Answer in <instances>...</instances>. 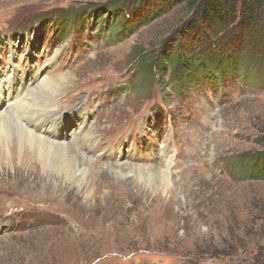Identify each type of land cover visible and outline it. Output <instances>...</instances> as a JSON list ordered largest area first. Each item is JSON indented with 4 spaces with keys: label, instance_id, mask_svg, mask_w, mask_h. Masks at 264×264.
<instances>
[{
    "label": "rangeland",
    "instance_id": "1",
    "mask_svg": "<svg viewBox=\"0 0 264 264\" xmlns=\"http://www.w3.org/2000/svg\"><path fill=\"white\" fill-rule=\"evenodd\" d=\"M106 1L0 0V72L22 68L25 91L32 65L66 75L83 102L57 109L85 117L88 141L70 136L79 122L64 141L92 159L64 179L27 143L0 146V264H264V73L208 61L177 87L175 61L155 58L179 51L185 7L102 15Z\"/></svg>",
    "mask_w": 264,
    "mask_h": 264
},
{
    "label": "trees",
    "instance_id": "2",
    "mask_svg": "<svg viewBox=\"0 0 264 264\" xmlns=\"http://www.w3.org/2000/svg\"><path fill=\"white\" fill-rule=\"evenodd\" d=\"M130 4L137 12L146 7L171 10L178 5L188 12L172 40L179 51L172 57L164 49L155 58V65L162 59L168 62V56L175 61L173 72L179 76L175 82L183 79L175 83L177 87L199 81L200 78L189 81L188 75L197 70L196 63L205 65L208 61H214L218 75L238 68L243 76L264 73V0H107L94 7L102 15L112 11L122 14ZM258 160L261 159L256 156L254 161Z\"/></svg>",
    "mask_w": 264,
    "mask_h": 264
},
{
    "label": "bare ground",
    "instance_id": "3",
    "mask_svg": "<svg viewBox=\"0 0 264 264\" xmlns=\"http://www.w3.org/2000/svg\"><path fill=\"white\" fill-rule=\"evenodd\" d=\"M32 43V47L34 48L36 43ZM29 50L31 52V46ZM41 71V67L31 66L32 76H30L29 80L34 78V81L31 80L30 89L27 91L24 90L26 73L22 68L18 66L14 67L12 64L7 73L2 74L0 72V146L2 144L5 146L7 142L12 143V140L21 148L23 144L27 143L33 150L34 155L42 163H46V166L52 168V170L54 169L56 173H61L64 179L73 180L77 174L83 176L86 171L91 169L92 159L82 156L85 165L77 164L73 157V152L76 151L75 146L71 145V142L65 143L64 140L68 135L67 128H69V124L79 122V126L74 131L69 132L70 136L76 143H87L88 135L83 134L79 137V131H81L80 129L84 125L85 117L82 119V123L81 116L79 117L75 112L63 117L59 114L57 103L61 97H65L69 101L70 109L77 110L80 109L83 100L72 94H65V83L69 80L66 75L44 76ZM29 80H27L28 83H30ZM69 98L71 99L69 100ZM77 140H80V142H77ZM21 148L19 149L21 150ZM110 154V152L103 153V156H110ZM118 164L116 162L110 166L111 164L106 165L102 163L101 168L98 170L104 171L105 174L110 173L108 175L118 174L119 171L114 169ZM111 168L113 170V172L111 171L112 173L110 172ZM165 171L167 170H159V174L162 176L161 180L168 182V179L162 174ZM129 172L132 178L135 176L134 180L137 178L136 176L143 173L147 177L151 175L145 167H138L135 170L130 169ZM115 179L112 180L113 184L117 181Z\"/></svg>",
    "mask_w": 264,
    "mask_h": 264
}]
</instances>
